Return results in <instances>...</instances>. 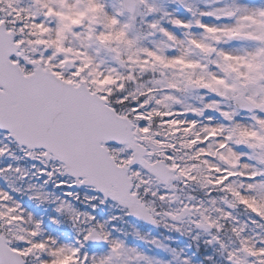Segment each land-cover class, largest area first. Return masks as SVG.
<instances>
[{
	"label": "snow or ice",
	"instance_id": "6c2138e0",
	"mask_svg": "<svg viewBox=\"0 0 264 264\" xmlns=\"http://www.w3.org/2000/svg\"><path fill=\"white\" fill-rule=\"evenodd\" d=\"M0 264H264V0H0Z\"/></svg>",
	"mask_w": 264,
	"mask_h": 264
},
{
	"label": "rangeland",
	"instance_id": "374dc122",
	"mask_svg": "<svg viewBox=\"0 0 264 264\" xmlns=\"http://www.w3.org/2000/svg\"><path fill=\"white\" fill-rule=\"evenodd\" d=\"M143 247V245H141Z\"/></svg>",
	"mask_w": 264,
	"mask_h": 264
}]
</instances>
